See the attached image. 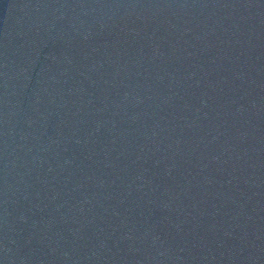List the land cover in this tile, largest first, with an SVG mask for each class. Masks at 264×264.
<instances>
[{"label":"water","instance_id":"1","mask_svg":"<svg viewBox=\"0 0 264 264\" xmlns=\"http://www.w3.org/2000/svg\"><path fill=\"white\" fill-rule=\"evenodd\" d=\"M0 264H264V0H0Z\"/></svg>","mask_w":264,"mask_h":264}]
</instances>
